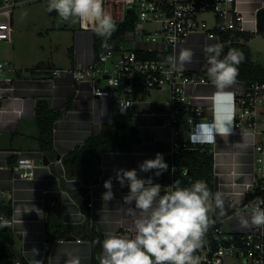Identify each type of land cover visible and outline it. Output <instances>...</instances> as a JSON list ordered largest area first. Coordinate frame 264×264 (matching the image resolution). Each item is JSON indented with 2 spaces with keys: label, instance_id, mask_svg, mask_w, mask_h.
<instances>
[{
  "label": "crops",
  "instance_id": "1",
  "mask_svg": "<svg viewBox=\"0 0 264 264\" xmlns=\"http://www.w3.org/2000/svg\"><path fill=\"white\" fill-rule=\"evenodd\" d=\"M263 6L264 0H237V7L246 18L242 32H261L257 28V11ZM94 34L92 30L79 28L67 57L61 60L50 56L31 66L14 57L9 60L13 69L0 73V202L11 203L14 220L12 227L0 230V264H13L17 258L27 264H32L33 260L44 261L45 264H66L72 256L79 257L80 264H92V243L84 236L85 232L96 230L103 234L104 239L109 232L117 235L135 234L133 218L127 214L128 206L123 201L129 189L122 188L115 180L114 170L135 168L138 176L145 179L152 177L153 183L162 186L161 190H166L167 185L172 184L171 180L166 184L164 177L170 179L175 154L169 152L171 131L163 126L166 118L165 102L171 98V89L164 87L143 93L134 101L130 115L119 114L112 97L95 96L91 79L76 80L70 72L78 64L93 61ZM218 40L220 37L209 39L196 33L190 35L181 48L191 49L194 53L192 62L185 66L209 80L206 84L188 87V91L196 96L195 102L204 110L202 122L210 139L209 147L214 153L219 185L217 192L227 197L228 204L224 205L223 215L231 213V223L240 226L238 214L231 211L233 206L243 202V192L253 180L255 159L261 154L255 150L252 133L234 130L232 112L230 133L227 135L218 131L216 122L226 114V107L222 100L216 98L217 89L208 76L204 52L207 45L218 43ZM9 44L13 45L14 41ZM58 69L65 72H57ZM237 81L240 80H236L226 91L230 92ZM98 82L103 87H109L104 78H99ZM69 98H73L72 109L54 125V145L60 156L47 158L49 163L46 164L44 157L47 155L38 139L37 101L47 99L52 108L65 110ZM116 122L136 126L140 142L130 150L104 152L100 181L92 184L85 194L83 178L67 174L62 156L84 143L92 134L100 132L103 124ZM187 138L186 134L182 135V139ZM158 152H162L168 170L159 177L154 175L155 170L140 172L138 165L146 159L155 158ZM20 157L36 163L33 178H21L14 173L13 166ZM109 177H113L114 199L104 203L102 193L106 190L103 182ZM48 193L50 196L46 210L45 195ZM87 194L91 198L88 208L83 204ZM58 203H61L59 210ZM48 211L65 225L78 226L81 231L71 232L66 238L50 242L46 229ZM210 213L221 215L214 204ZM70 236H76V239H68ZM33 248L38 249V255L31 253Z\"/></svg>",
  "mask_w": 264,
  "mask_h": 264
},
{
  "label": "built area",
  "instance_id": "2",
  "mask_svg": "<svg viewBox=\"0 0 264 264\" xmlns=\"http://www.w3.org/2000/svg\"><path fill=\"white\" fill-rule=\"evenodd\" d=\"M40 1L48 0H0V43L14 41V10ZM103 8L116 25L132 16L135 26L126 32L119 49H115L111 37L96 34L95 24H80L82 30L95 33L94 58L89 64H78L72 68L73 77L76 80L91 79L94 82L93 94L112 97L117 112L126 116L130 115L134 101L144 92L169 87L172 94L165 102L163 123L171 131L169 152L173 155L197 146H210L206 126L202 122L204 110L195 102L196 96L188 91V87L206 84L209 80L204 75L191 72L186 66L170 78L162 73L170 67L167 57L177 56L190 35L200 33L209 39H217L227 32L244 31V15L237 7V0H103ZM204 14L214 15L212 25L208 24ZM142 23H156V26L143 29L140 27ZM149 53L159 57L148 58L146 54ZM9 69H13L12 64L0 52V73ZM57 72L65 70L58 69ZM99 78H104L109 87L101 86ZM110 81H118L119 84L116 86ZM230 93L233 96L234 130L252 133L255 150L261 154L255 159L253 180L243 192V202L233 206L231 211L248 215V206L254 197L264 198V118H260L264 115V81H237ZM184 134L187 139H182ZM35 167V162L20 157L13 171L18 177L33 178ZM175 169L173 164L170 180ZM169 185L166 190H161V194L170 190ZM209 216L214 223L206 233L205 245L195 253L201 264H264V228L248 230L233 225L231 213L221 216L209 212ZM226 221L230 223L229 229L224 227ZM2 222H7L8 226L0 227V230L12 227V215L0 211ZM236 258L239 262L234 261ZM13 264L24 263L17 258Z\"/></svg>",
  "mask_w": 264,
  "mask_h": 264
},
{
  "label": "clouds",
  "instance_id": "3",
  "mask_svg": "<svg viewBox=\"0 0 264 264\" xmlns=\"http://www.w3.org/2000/svg\"><path fill=\"white\" fill-rule=\"evenodd\" d=\"M47 11H55L63 21L78 20L82 26L95 24L96 34L110 38L116 31L112 16L105 12L103 0H48ZM207 56V73L217 89L216 98L222 100L226 114L216 123L221 134H229L232 125L233 96L226 91L238 75L239 65L245 57L243 52L230 48L226 53L219 43L204 48ZM191 49H181L177 56L167 57L169 69L162 74L170 78L174 72L182 71L192 62ZM118 86V81H110ZM163 154L146 159L138 165L139 171L148 173L155 170L159 177L168 170ZM115 180L123 188L128 187L123 197L127 214L133 218L134 236L105 234L102 253L97 257L99 264H201L195 253L206 243L205 236L214 223L209 216L213 202L220 214L224 213V199L220 192L213 194L204 180H196L190 186L181 187L175 180L168 186L170 190L161 194L162 186L138 176L137 169H116ZM102 200L107 203L114 199L113 177L103 182ZM248 215L238 213L239 224L243 229L264 228V198L254 197L249 204ZM7 222L0 227H7ZM31 253L38 255V249ZM32 264H41L33 260ZM66 264H80L79 257H69Z\"/></svg>",
  "mask_w": 264,
  "mask_h": 264
},
{
  "label": "trees",
  "instance_id": "4",
  "mask_svg": "<svg viewBox=\"0 0 264 264\" xmlns=\"http://www.w3.org/2000/svg\"><path fill=\"white\" fill-rule=\"evenodd\" d=\"M51 13L55 14L56 12L53 11ZM134 26V18L132 16L116 25V31L111 36L115 49H119L126 32L132 30ZM254 34L234 31L220 36L225 53L230 48H236L244 54L245 59L238 66L239 75L236 80L245 82L264 81V65L253 60L252 51L248 44ZM146 56L148 58L159 57V55L153 53L146 54ZM72 101L73 98L67 100L65 110L52 108L47 99L37 101L35 110L36 122L39 129L38 139L41 149L45 152L48 159H55L60 156L54 145V125L68 110L72 109ZM139 142L140 135L136 126L125 122L103 124L100 132L92 134L84 143L62 156V161L69 176L78 175L83 178L86 185L84 188L86 194L89 192V187L92 185L93 180L102 174L101 159L104 152L130 150ZM174 161L177 169L171 183L179 180L181 187H187L196 180H204L211 192L213 194L216 193L214 153L209 146H197L182 150L174 155ZM185 170H187L186 174L184 173ZM164 179L166 180V184L170 183L168 176L164 177ZM125 188L128 189L127 186ZM164 193L165 191L162 194ZM0 211L11 215V203L5 204L0 202ZM46 229L50 242L58 238H66L71 232L79 233L81 231L78 226L65 225L49 211L46 215ZM55 231H58V233L55 234ZM84 236L92 243V264H99L97 257L101 254L102 241L104 239L103 234L91 229L85 232ZM48 253L49 248L46 251V259L48 258ZM1 254L0 250V257Z\"/></svg>",
  "mask_w": 264,
  "mask_h": 264
},
{
  "label": "rangeland",
  "instance_id": "5",
  "mask_svg": "<svg viewBox=\"0 0 264 264\" xmlns=\"http://www.w3.org/2000/svg\"><path fill=\"white\" fill-rule=\"evenodd\" d=\"M47 5V1H40L14 10V44L0 43V52L5 60L16 57L22 60L23 64L33 66L46 57L54 56L60 60L67 57L68 49L73 45L74 36L80 28V22L73 19L63 21L57 13L48 12ZM203 17L209 25L214 23L213 14H204ZM155 26L156 23L140 24L143 29ZM218 43L220 44L221 40H218ZM249 45L253 60L264 65V32L254 34ZM109 66L112 64L109 63ZM260 118H264V115ZM223 199L224 205H227V197L223 196ZM237 221L239 222V218ZM224 227L230 228L229 221L224 223ZM234 261L239 262L237 258Z\"/></svg>",
  "mask_w": 264,
  "mask_h": 264
},
{
  "label": "water",
  "instance_id": "6",
  "mask_svg": "<svg viewBox=\"0 0 264 264\" xmlns=\"http://www.w3.org/2000/svg\"><path fill=\"white\" fill-rule=\"evenodd\" d=\"M257 28L259 31H264V6L259 8L258 11H257ZM104 78H107V76H104ZM44 162L46 164L49 163L47 157L45 156L44 157ZM100 181V178L97 177L93 180L92 184H97L99 183ZM215 189H216V192L219 190V185H218V179L216 178V181H215ZM49 193L45 195V209L47 210V206H48V203H49ZM90 195L87 194V196L84 198L83 200V204L85 207H89V203H90ZM61 208V203H58L57 205V210H59ZM68 239H76V236H70L68 237Z\"/></svg>",
  "mask_w": 264,
  "mask_h": 264
},
{
  "label": "bare ground",
  "instance_id": "7",
  "mask_svg": "<svg viewBox=\"0 0 264 264\" xmlns=\"http://www.w3.org/2000/svg\"><path fill=\"white\" fill-rule=\"evenodd\" d=\"M244 20H245L244 22L246 23V18H245V16H244Z\"/></svg>",
  "mask_w": 264,
  "mask_h": 264
}]
</instances>
